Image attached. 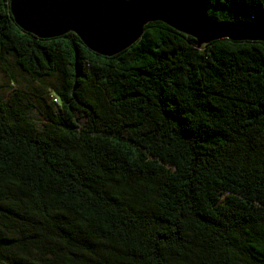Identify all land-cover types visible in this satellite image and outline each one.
<instances>
[{
	"label": "trees",
	"instance_id": "obj_1",
	"mask_svg": "<svg viewBox=\"0 0 264 264\" xmlns=\"http://www.w3.org/2000/svg\"><path fill=\"white\" fill-rule=\"evenodd\" d=\"M185 2L264 21V0ZM8 56L59 83L41 127L0 96V264H264L263 42L154 21L106 57L23 31L0 0Z\"/></svg>",
	"mask_w": 264,
	"mask_h": 264
},
{
	"label": "water",
	"instance_id": "obj_2",
	"mask_svg": "<svg viewBox=\"0 0 264 264\" xmlns=\"http://www.w3.org/2000/svg\"><path fill=\"white\" fill-rule=\"evenodd\" d=\"M129 0H9L15 24L25 32L47 39L72 32L91 51L114 56L133 45L144 26L159 21L190 35L197 44L221 38L264 43V21H219L186 3L180 19L167 11L139 15L131 23L115 24Z\"/></svg>",
	"mask_w": 264,
	"mask_h": 264
},
{
	"label": "rangeland",
	"instance_id": "obj_3",
	"mask_svg": "<svg viewBox=\"0 0 264 264\" xmlns=\"http://www.w3.org/2000/svg\"><path fill=\"white\" fill-rule=\"evenodd\" d=\"M59 83V76L52 74L40 80L31 78L28 74L21 71L15 64L14 58L8 56L5 66L0 63V96L8 98L9 95L19 90L23 96L22 105L29 111L34 122L41 127L46 121L42 111L44 104H50V96L54 94L53 90ZM54 109L58 111V105L54 104ZM78 122L83 123V116L78 112Z\"/></svg>",
	"mask_w": 264,
	"mask_h": 264
},
{
	"label": "snow or ice",
	"instance_id": "obj_4",
	"mask_svg": "<svg viewBox=\"0 0 264 264\" xmlns=\"http://www.w3.org/2000/svg\"><path fill=\"white\" fill-rule=\"evenodd\" d=\"M125 7L127 11L114 22L115 24L131 23L139 15L150 17L151 14L161 11H167L169 15L180 19L186 3L185 0H129Z\"/></svg>",
	"mask_w": 264,
	"mask_h": 264
},
{
	"label": "built area",
	"instance_id": "obj_5",
	"mask_svg": "<svg viewBox=\"0 0 264 264\" xmlns=\"http://www.w3.org/2000/svg\"><path fill=\"white\" fill-rule=\"evenodd\" d=\"M50 100H52L54 102H57V98L56 97H53L52 95L50 96Z\"/></svg>",
	"mask_w": 264,
	"mask_h": 264
}]
</instances>
